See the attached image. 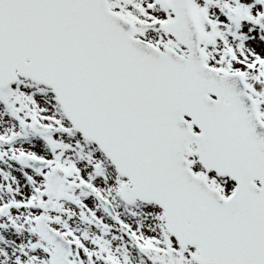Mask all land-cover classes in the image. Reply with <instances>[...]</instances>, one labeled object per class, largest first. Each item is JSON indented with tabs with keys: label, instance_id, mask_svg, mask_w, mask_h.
Listing matches in <instances>:
<instances>
[{
	"label": "snow or ice",
	"instance_id": "obj_1",
	"mask_svg": "<svg viewBox=\"0 0 264 264\" xmlns=\"http://www.w3.org/2000/svg\"><path fill=\"white\" fill-rule=\"evenodd\" d=\"M0 264H264V0H0Z\"/></svg>",
	"mask_w": 264,
	"mask_h": 264
}]
</instances>
